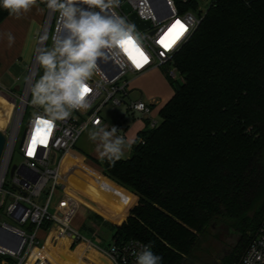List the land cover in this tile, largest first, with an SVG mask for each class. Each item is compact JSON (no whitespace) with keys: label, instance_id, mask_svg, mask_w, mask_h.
<instances>
[{"label":"trees","instance_id":"1","mask_svg":"<svg viewBox=\"0 0 264 264\" xmlns=\"http://www.w3.org/2000/svg\"><path fill=\"white\" fill-rule=\"evenodd\" d=\"M174 65L184 80L166 74L158 125L128 158L94 159L98 187L129 191L112 239L150 244L162 264H238L264 220V0H218Z\"/></svg>","mask_w":264,"mask_h":264},{"label":"built area","instance_id":"2","mask_svg":"<svg viewBox=\"0 0 264 264\" xmlns=\"http://www.w3.org/2000/svg\"><path fill=\"white\" fill-rule=\"evenodd\" d=\"M218 0H121L116 13L125 16L135 25L137 33L141 37V49L149 57L148 63L137 68L129 57L121 56L118 61L110 64V73L106 72L98 61V69L88 82L91 91L87 95L90 107L85 110L74 111L70 117L63 121H57L53 126L51 137L47 146L37 143L34 155H27L33 131L37 126V117L43 115V110L34 115L20 137L21 127L26 110L30 104L29 98L24 103V97L28 90L34 72V64L38 53L44 49L45 40L42 39L35 57V62L26 84L24 96L21 98L18 122L9 131H3L6 136V144L0 158V208L4 212L0 215V264H44L40 260H31L33 250L42 247L50 240L58 243L61 236H66L71 243L85 239L82 233L72 225V219L76 215L80 198L66 188V181L60 176L62 161L67 153L74 148L81 136L82 127L93 126L95 120L102 125L106 120L101 115L103 107L108 103L114 105H127V113L132 116L141 114L150 127L158 125L159 121L151 115L155 103L132 100L129 97L130 80L126 78L128 73L136 76L149 71L156 66H168L166 74L174 79L183 81L184 78L174 65V55L192 37L200 26L207 11ZM249 1V0H246ZM129 5L128 12L125 6ZM144 21H148L147 28L139 27L133 20L132 14ZM180 20L187 29L170 49L165 50L158 41L168 32L175 21ZM52 24L47 25V37ZM64 34L62 22L57 15V26L54 37ZM171 38V37H170ZM132 51L133 55L136 53ZM35 81V80H34ZM4 90V89H2ZM0 89V92H3ZM7 91V90H4ZM8 95L7 92H3ZM30 92V96H31ZM10 97V95H8ZM122 135L125 130V120H120L114 125ZM21 138L20 149L24 156V162L16 165L14 171L11 168V159L17 141ZM142 140V139H140ZM58 154L60 156L58 157ZM56 167L53 169L51 165ZM11 170V177L8 176ZM50 181L52 184L50 185ZM47 189V191H46ZM45 195L43 199L42 196ZM46 226H49L46 228ZM34 231V232H33ZM39 231H43V244L40 245ZM33 232V233H31ZM98 233H96L97 235ZM100 241V239L98 238ZM140 245H147L139 239L112 240L108 247H99L101 256L109 261V264H135L134 250ZM238 264H264V220L251 239Z\"/></svg>","mask_w":264,"mask_h":264},{"label":"clouds","instance_id":"3","mask_svg":"<svg viewBox=\"0 0 264 264\" xmlns=\"http://www.w3.org/2000/svg\"><path fill=\"white\" fill-rule=\"evenodd\" d=\"M46 8L57 12L64 34L53 38L51 48L45 47L37 56L43 74L35 80L31 103L43 109L37 119L50 122L70 117L74 111L87 110V95L91 91L88 82L98 69V61H118L127 57L128 51L140 48L141 37L134 24L116 13L121 0H40ZM33 7L37 0H0V8L10 16L20 18ZM8 46L15 42L11 32L5 34ZM42 39L46 40L47 37ZM88 138L96 144L101 160L111 164L123 158L135 141L118 134L115 126L102 125L99 120L92 128L82 127ZM135 264H162V257L155 254L151 245H140L134 250Z\"/></svg>","mask_w":264,"mask_h":264},{"label":"rangeland","instance_id":"4","mask_svg":"<svg viewBox=\"0 0 264 264\" xmlns=\"http://www.w3.org/2000/svg\"><path fill=\"white\" fill-rule=\"evenodd\" d=\"M57 15H58L57 12H53V11L46 8V16H45V19L39 28L38 33L33 34V32H31L28 35L25 33L17 35L16 42H15V48H14L13 52H11V53L7 52L4 49L0 50V89L1 90L2 89L7 90L8 95H10V97L7 94L3 93V92H7V91L2 90L3 92H1V93L3 95H5L4 97L9 99V101H11L14 105L12 117H11L9 123L7 124V126L5 128H3V129L0 128L2 131L8 130L7 136H9V131L20 120V119L18 120V115H19V107H20V103H21V98L24 96L26 84L29 80L30 72H31V69H32L33 64L35 62V58L33 56L35 55V53L37 54L36 50L38 51L37 48H39V45H40L39 42H41L40 40H42V38H43L42 36L44 34V29H45L46 24H48V26H50L52 24V26L50 28L49 35L47 36V39L45 40L44 48L45 47H47V48L52 47L53 35L56 31V26H57ZM45 31H46V29H45ZM31 34H32V36H31ZM25 35H26V37H25ZM33 37H35V38L33 39ZM31 39H33V41H31ZM29 44H31V45L29 46ZM21 47L24 48L23 53H21L20 57L15 58L14 56L16 54H18ZM33 58H34V60H33ZM169 67H171V65L156 66L155 68H153L149 71H146L145 73L139 75V77L138 76L136 77L132 73H128L126 75V78L131 80L130 84H129L130 94H129V97L126 98V101H128L129 99H132V100L142 99V100L146 101L147 103H150L152 101V99L158 100L159 102H158V104L155 105L156 107L153 110V112L151 113V115L154 116L159 122L161 121V117H160L158 111L163 105H165L167 98L169 97V95H171V91H174L173 86L171 85V82L169 81V79L167 78L166 73H165L166 69H168ZM42 74H43V69L39 65L35 80L38 79L39 76ZM31 99H32V94L29 98L30 104L26 110L24 120L22 123L20 137L23 135V133H24V131H25V129L29 123V120L34 115H36L39 112V110H43L42 108L34 106L31 103ZM101 115L106 120V125L109 127L118 124V122L120 120H125L126 125H128L126 128L127 129L126 135H127L128 140L135 138L137 131L141 127H143L144 123L146 122V120L144 119V117L141 114H137L136 116L129 115L127 113V105L126 104L114 105L113 103L110 102L103 107ZM88 128H92V126H89ZM124 133H125V131H123V134ZM20 141H21V138L16 143L15 150L13 153V157L11 159V168L14 165H21L25 160L24 156L21 152V149H20ZM93 147H96V144L88 138L87 131L86 130L83 131L81 136L79 137V139L77 141V149L78 150L82 149L86 152L87 151L90 152V149ZM59 156H60V154H58V157ZM67 162H68L67 158L65 157V160L62 164V168H61L62 170L60 172L61 173L60 176L63 180H65V181L68 180L70 186L77 189V186L74 183V181H75L74 177L73 176L67 177L66 175H64V171H67V168H68L65 164ZM55 167L56 166L54 164L51 165V168L54 169ZM85 169H86V166L80 163V165L78 166V170L76 172L78 174H80V173L84 174L85 173L88 175L87 170H89V169H86V170ZM71 172H70L71 173L70 175H75V171L71 170ZM8 176L11 177V170H10ZM49 184L51 185L52 181H50ZM85 210H86L85 207L81 206L79 208V210L77 211L76 215L73 217L72 225L75 228H81V224L83 223V221L84 222L86 221L87 218L85 215V212H86ZM3 212H4L3 208H0V215ZM81 231H82L83 237L85 239H88L89 233L85 232L84 228H81ZM33 232H31V233H33ZM39 232H40L39 238L41 239L39 244L42 245L43 244L42 238H44V233H43V231H39ZM102 232H103L102 237L105 241L104 242L105 247H108L109 244L111 243V241L113 240L112 239L113 238L112 237L113 230L110 229L109 226L103 225L102 226ZM45 243H44V245H45ZM52 244L57 245V242L52 243Z\"/></svg>","mask_w":264,"mask_h":264},{"label":"crops","instance_id":"5","mask_svg":"<svg viewBox=\"0 0 264 264\" xmlns=\"http://www.w3.org/2000/svg\"><path fill=\"white\" fill-rule=\"evenodd\" d=\"M37 2L38 7H33L31 11L23 14L20 18H15L8 15L0 23V50L4 49L11 53L15 48L17 35L22 33L28 35L31 32H33V34L38 33L39 28L46 16V5L44 3L43 5L40 0H37ZM47 25L48 24L45 26L46 31H48ZM45 29L42 37H45ZM8 32H11L15 37V42L11 47L8 46L7 37L5 35ZM34 38L35 37H33V39ZM33 39H31V41H33ZM30 45L31 44H29V46ZM22 48L23 47H21L18 54L14 56L15 58L20 57L21 53H23L24 48ZM35 56L36 53L33 57L35 58ZM173 94L174 91H171V95H169L165 104L171 99ZM152 102H154L156 105L159 101L152 99L150 103ZM155 105L154 109L156 107ZM161 108L159 109L158 113L160 112ZM145 124L146 122L144 123L143 127L137 131L135 138L129 141H136L139 131L145 127ZM127 126L128 125L125 127V133L123 135L126 139ZM118 134L120 133L118 132ZM132 147L130 150L125 151L123 158H128L131 155ZM66 158L68 162L65 164L68 168L67 171H64V175L67 177H74V183L76 184L77 189L70 186L68 180L66 181V188L68 191L80 198L79 208L83 206L86 209L85 215L87 219L85 222L83 221L81 228L84 227V224L89 226L88 228L84 229L85 232L89 233L88 239H84L79 242L77 241L78 243L74 249L72 248L73 243H71V240L64 235L60 237L57 245H53L50 240H48L43 247H36L33 250L31 260H40L44 264H109V261L101 256L98 248V246L105 247V241L102 237V226L107 225L113 230L112 223L114 222V219L120 214L121 206L127 199L129 191L112 179H108L101 187L97 186V181L99 180V177L102 175L103 171L102 168L94 161V159H99L98 153L96 152V147L91 148L90 152H86L82 149L78 150L76 142L74 148H72L67 153ZM80 163L85 165L86 169H89L87 170L88 175L84 172V174H78L76 172ZM71 170L75 171V175H70L72 173ZM81 228L77 229L82 233ZM96 233L98 234L96 235Z\"/></svg>","mask_w":264,"mask_h":264},{"label":"snow or ice","instance_id":"6","mask_svg":"<svg viewBox=\"0 0 264 264\" xmlns=\"http://www.w3.org/2000/svg\"><path fill=\"white\" fill-rule=\"evenodd\" d=\"M186 30L187 29L185 28V25L181 23L180 20H177L171 26L168 32L165 33V35L158 41V43L165 50L170 49L172 45L176 42V40L179 39V37L182 36ZM133 51L136 53V55H133L132 51H128L127 54L129 59L137 68H140L144 64L148 63L149 57L142 49L133 48ZM52 129L53 126L50 124V122L43 119H37V126L33 131L27 155L31 156L35 154V148L37 143H39V145L41 146H47L48 140L51 137Z\"/></svg>","mask_w":264,"mask_h":264},{"label":"water","instance_id":"7","mask_svg":"<svg viewBox=\"0 0 264 264\" xmlns=\"http://www.w3.org/2000/svg\"><path fill=\"white\" fill-rule=\"evenodd\" d=\"M125 9H126L128 12L131 10V8H130L129 5H126V6H125ZM132 18H133L134 22H135L139 27H141V28H147V27L150 26V23H149L148 21L141 20V19L137 16L136 13H133V14H132ZM39 54H40V52L38 53V55H39ZM38 55H37V56H38ZM108 62H109L111 65H113L112 62H111V60H109ZM100 64H101V67H102L106 72L110 73V70H111V69H110V64L108 65L107 63H104V62H103V63H100ZM38 67H39V63H38L37 60H36V62H35V64H34V72H33V75H32L31 82H30V88H29V92H28V96H27V98L30 97V92H31L32 86H33V84H34V80H35V77H36V74H37V71H38ZM5 144H6V136H5L4 132H3L2 130H0V158H1L2 154H3L4 148H5ZM15 166H16V165H14V166L12 167V172L14 171ZM46 191H47V189H46ZM42 198L44 199V198H45V195H43ZM0 242H3L4 244H6V241H4V240H2V239H0Z\"/></svg>","mask_w":264,"mask_h":264},{"label":"bare ground","instance_id":"8","mask_svg":"<svg viewBox=\"0 0 264 264\" xmlns=\"http://www.w3.org/2000/svg\"><path fill=\"white\" fill-rule=\"evenodd\" d=\"M29 87H30V83H29ZM28 92H29V88L25 94L24 97V103L27 100V96H28ZM5 95H3L0 92V128L3 129L7 126V124L9 123L11 117H12V112H13V103L11 101H9V99L4 97ZM0 129V130H1ZM65 158L62 161V164L64 162Z\"/></svg>","mask_w":264,"mask_h":264}]
</instances>
